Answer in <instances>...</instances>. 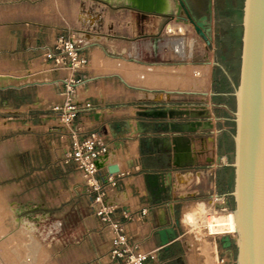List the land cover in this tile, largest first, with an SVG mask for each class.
Instances as JSON below:
<instances>
[{
    "label": "crops",
    "instance_id": "crops-1",
    "mask_svg": "<svg viewBox=\"0 0 264 264\" xmlns=\"http://www.w3.org/2000/svg\"><path fill=\"white\" fill-rule=\"evenodd\" d=\"M73 1L78 3L81 0ZM93 1L89 0L88 2L93 3ZM187 2L193 11V16L201 18V1L187 0ZM226 6L234 15L237 13V8L232 9L228 4ZM89 10L100 13L101 31L105 27H110L105 16L114 23L116 22L113 18L114 15L118 19L123 15L126 26L132 34H134V30L138 32L143 29L154 31L156 23L160 19L154 15H147L145 19H142L140 15L136 14L137 12L131 9L123 8L117 4L110 7L102 2H99V5L95 7L90 5ZM131 16H134L135 27L131 25ZM183 17H185L184 14ZM75 24L77 23L75 22ZM140 24L144 27L141 28ZM176 24L183 27L182 32L186 30L185 24L189 26L184 49L185 57L180 58L193 59L198 53L205 51L200 46L198 36L192 34L194 28L188 20L176 21ZM223 24L231 26L225 27L226 25L222 26ZM209 27H211V46L214 39L224 36L228 50L233 53L239 51L241 54L242 21L238 24L234 18L230 17L219 20L211 14ZM172 28L177 33L181 32L178 28ZM58 34L59 31H56L52 35V44L40 50L34 49L33 52L41 53V56L38 57L40 67L29 74V77L33 79L19 87L10 89V91L8 89L7 92L9 95H14L18 102L15 111L24 112L22 120L27 126V131L35 132V136H38L39 132L41 134L44 132V135L42 134L44 137L52 139L51 143L56 152L52 157L50 167L54 168L55 182L59 184L63 179L66 180V190L70 199L76 201L78 198L84 197L89 203L88 211L91 214L81 223L80 237L67 245L70 248L68 256L72 257V263L110 264L115 235L109 224L103 221V216L99 215L100 211H105L113 220L124 224L130 245L135 244L140 252L155 257L154 259L149 257L144 264H206L204 254L195 251V244L185 240L184 221L189 224L187 218L192 215L191 213L185 214V211L189 209L190 202L195 200L206 201L210 209L216 211H231L232 198L228 195L230 193L229 183L226 186L223 183V172L226 169L219 162L224 155L222 152L223 124L232 117V110L235 107V99L231 94L234 92V85L238 84L239 59L237 58L236 64L225 67L209 57L205 61V66L202 67L204 70L207 67L210 68V84L206 88V92H194V95L184 99L182 90L154 94L148 88L152 85L151 83L130 84L119 73L105 71V67L110 62L120 60V65H122L124 60L120 58L121 55H127L129 60L134 59L133 56L137 57L138 52L135 49L121 48L117 56H108L102 48L98 46L92 48L93 43L81 42L79 46L89 58V67L80 73H73L69 68L55 62V58L60 56V47H56L60 40ZM88 34L94 35L91 32ZM95 35H100V33ZM192 40L195 41V44L193 56L190 57V42ZM200 40L203 41L205 47V40L202 38ZM95 52L99 53V57L104 62L102 67L94 64ZM133 65L141 67L137 63H133ZM155 68L159 67L155 66ZM167 68L162 67V69ZM77 80H81L82 84L78 85ZM67 82H74L73 93L67 91ZM162 82L165 84L167 81L162 80ZM125 85H137L136 88L139 90L135 97H131V94L124 90L128 89ZM34 88L37 89L33 97L29 95V90ZM155 98L162 102H152ZM68 102H73L78 106L89 103L93 109L81 112L67 126L59 124L55 116L50 113L44 112L37 117L31 116L34 115L33 106L51 108L57 105L63 107ZM7 104L9 109L14 107L9 100L6 101ZM196 104L206 105L214 129L205 126L192 127L190 122L197 121L198 117L152 120L139 116L142 113L140 107L143 105L149 109L167 106L177 109L184 107L192 109ZM217 118L218 120H216ZM166 123H170L168 131L161 128V125H166ZM48 126L57 128L49 129ZM186 129L194 130V132H182ZM91 135H95L108 148L107 155L105 154L98 161L99 171L94 176V180L106 188L103 209L96 201L99 193L94 191L91 183L82 178L78 172L77 164L74 161L67 163L66 159L69 154L74 152L75 141H82ZM175 141L176 144H174ZM213 163H217V167L211 171ZM110 166H117L119 172L114 175L110 174L108 171ZM169 172L172 174V178L166 177L165 180H159L157 187L151 186L146 180V175L149 173L166 174ZM111 178L117 180L116 187L109 185ZM145 209L148 213L143 216L142 210ZM71 210L72 213L78 212L76 206L71 207ZM178 222L179 224H177ZM164 228H173L178 235L175 241L170 242V251L164 250L158 235V232ZM57 229L56 231L59 233L62 225L57 226ZM213 241L210 244L215 247V253L211 264H215V257L220 264H231L234 247L227 250L219 247L217 238H214Z\"/></svg>",
    "mask_w": 264,
    "mask_h": 264
},
{
    "label": "rangeland",
    "instance_id": "rangeland-1",
    "mask_svg": "<svg viewBox=\"0 0 264 264\" xmlns=\"http://www.w3.org/2000/svg\"><path fill=\"white\" fill-rule=\"evenodd\" d=\"M88 1L81 0L76 3L72 0H0V264H73L72 257L68 256L70 248L67 245L78 240L81 235V223L91 214L86 198L80 197L76 201L70 199L66 180L63 179L59 184L55 182L54 168L50 167L56 152L51 143L52 139L44 137V132L43 135L39 132L38 136H35V132L27 131V126L22 120L24 112L15 111L18 102L14 95L7 92L8 89L10 91L33 79L29 74L40 67L38 57L41 56V53L33 52L34 49L40 50L52 44L51 37L56 31H59L60 39L72 38L79 45L81 42L93 43L92 48L98 46L108 56H117L121 48L133 50L136 47L138 56H133L136 62L134 59L129 60L124 54L120 56L124 60L123 67H117L120 60L113 61L105 67V71L124 75L130 84L151 83L148 88L154 94L182 90L184 99L194 95V92H206L210 84V68L204 70L202 67L209 57L225 67H230L236 64L237 58L241 56L239 51L233 53L228 50L224 36L214 39L208 50L195 30H192V34L198 36L200 46L205 51L198 53L193 59H182L174 50L161 48V44L174 39L165 33V27L170 22L176 23L173 19L160 18L154 31L134 30L135 35L126 26L123 15L119 19L113 16L117 26L116 22L113 23L105 16L110 27H105L102 31L89 28L80 17L89 10L90 5L98 6L99 2ZM200 1L202 5L207 2ZM212 1L214 18L222 20L224 17H230L238 24L242 21L244 0ZM227 4L232 9H238L235 15L227 8ZM130 19L131 25L135 27L134 16ZM184 26L185 31H188L189 26ZM230 26L228 24L225 27ZM140 27L144 26L140 24ZM89 32L94 35L100 33L99 36L107 37L110 41L103 39L94 42L79 35ZM60 45L58 40L56 47ZM93 61L101 67L104 65L98 52L94 53ZM88 67L89 65L85 70ZM162 80L167 82L164 84ZM238 80L239 78L237 82ZM125 86L128 89L124 90L131 94V97H135L139 90L137 85ZM36 89H30L29 95L34 97ZM69 93H73L72 90ZM8 100L14 106L12 109L6 105ZM232 104L234 105L233 102ZM33 107L32 117L40 116L44 112L50 113L59 124L69 125L62 112L54 111L57 105L51 108ZM223 125L222 152L226 163L229 164L234 158V124L228 121ZM225 169L223 183L224 186L229 183L231 192L234 170L230 167ZM78 172L83 179L88 180L82 169H78ZM104 201L102 198L98 202L102 209ZM73 206L78 208V212L72 213ZM233 208V199L230 202L231 211H216L210 209L206 201L195 200L190 202L189 209L185 211V214H192L187 218L189 224L184 221L185 240L195 244V251L204 254L206 264H211L214 260L215 247H212L210 242L217 238L218 245L222 248L220 239L231 236L209 230V224L215 218L233 213ZM57 221L62 225L59 233L56 231L60 229H57ZM25 226H29V230H26ZM236 254L234 247L231 264H236ZM215 260V264H220L217 257Z\"/></svg>",
    "mask_w": 264,
    "mask_h": 264
},
{
    "label": "water",
    "instance_id": "water-1",
    "mask_svg": "<svg viewBox=\"0 0 264 264\" xmlns=\"http://www.w3.org/2000/svg\"><path fill=\"white\" fill-rule=\"evenodd\" d=\"M94 1L102 2L110 7L117 4L131 9L142 19H145L147 15H154L181 22L188 20L196 33L205 40L209 50L210 17L206 15L199 19L194 17L187 0ZM212 11L213 1L209 0L208 14H212ZM242 11L239 80L231 94L235 99V107L232 110V118L228 119L234 124L232 133L234 158L229 164L226 163L225 158L222 159L224 167L234 170L233 189L228 195L234 201L232 211L235 217L237 239L224 236L220 241L224 249L236 248V264H264V0H244ZM152 102L161 103L162 101L155 98ZM140 108L142 113L139 116L143 118L172 120L174 117L188 119L198 117L197 121L190 122L192 127L215 128L209 116L210 112L204 106L200 109L187 107L177 109L172 106L149 109L143 105ZM168 124L170 123L161 125V128L168 131ZM182 132H194V130L186 129ZM108 171L114 175L119 172V168L110 166ZM166 177L172 178V174L170 172L149 173L146 175V180L151 186L157 187L158 181L165 180ZM60 225L61 223L57 222V226L60 227ZM158 235L165 251H170V242L178 238L173 228H164L158 232Z\"/></svg>",
    "mask_w": 264,
    "mask_h": 264
},
{
    "label": "built area",
    "instance_id": "built-area-1",
    "mask_svg": "<svg viewBox=\"0 0 264 264\" xmlns=\"http://www.w3.org/2000/svg\"><path fill=\"white\" fill-rule=\"evenodd\" d=\"M60 57L55 58V62L58 65L68 66L73 73H80L85 70L89 65V58L83 49L79 46V43L72 39H60ZM78 85L82 84L81 80H77ZM74 87V82H67L66 89L71 91ZM203 104H196L192 109H200ZM211 107V106H210ZM93 106L89 103L83 106H78L73 102H68L63 107H55L54 111H60L67 118L68 124L72 123L76 117L83 111H91ZM74 152L67 156V163L74 161L79 169L83 170V173L88 178V183H91L94 191L99 193L96 201L97 203L106 196V188L100 186L94 176L98 173V161L108 152L107 146L100 142L95 135H91L82 141H75ZM224 158V157H223ZM223 158L220 159L219 164H223ZM226 159V158H225ZM227 162V160H226ZM217 167V163L212 165L211 171ZM109 185L112 187L117 186V180L110 179ZM148 211L142 210V215L145 216ZM99 215L103 216V221L108 223L114 233L113 245L114 248L110 255V264H144L145 261L152 255H147L140 252L137 245H130L129 237L125 226L118 220H113L110 215L105 211H100Z\"/></svg>",
    "mask_w": 264,
    "mask_h": 264
},
{
    "label": "bare ground",
    "instance_id": "bare-ground-1",
    "mask_svg": "<svg viewBox=\"0 0 264 264\" xmlns=\"http://www.w3.org/2000/svg\"><path fill=\"white\" fill-rule=\"evenodd\" d=\"M80 18H81V20L83 22L88 24L89 28L101 31V23H100V19L101 18H100V13L98 11L88 10V11H86L85 14H82V16ZM177 22H181V21H177ZM172 27L178 28L179 31H181V32L177 33L176 30H174ZM182 30H183V27H181L180 25L176 24L175 22L171 26V22H170L165 27V33L167 35L171 36V37H174V39L168 40L164 44H161V48L166 47V48L172 49L180 57L184 58L185 57L184 49H185V46H186L187 31L182 32ZM79 35H81L86 40L94 41V42H99V41H101L103 39H105L108 42L110 41L109 38L102 37V36H99V35L96 36V35H91V34H88V33H81ZM194 44H195V41L192 40L190 42V47H191V50H190V53H189L190 57L193 56ZM117 61H119V60H117ZM118 66L119 65H117V67ZM120 66L123 67V65H120ZM147 67H151V66H147ZM120 75L123 76V79H125V81H127L129 83V80L126 79L124 75H122V74H120ZM160 98H161V96H160ZM28 227L29 226H25V229L29 230ZM209 230L215 231V232H218V233H221V234H229V235L231 234V236L234 239H237V230H236V226H235L234 213H228L227 215H225L223 217L215 218L214 221L209 224Z\"/></svg>",
    "mask_w": 264,
    "mask_h": 264
},
{
    "label": "flooded vegetation",
    "instance_id": "flooded-vegetation-1",
    "mask_svg": "<svg viewBox=\"0 0 264 264\" xmlns=\"http://www.w3.org/2000/svg\"><path fill=\"white\" fill-rule=\"evenodd\" d=\"M206 1L207 2L202 5V17L205 16V15L209 16V17L211 16V14H208V3H209V0H206Z\"/></svg>",
    "mask_w": 264,
    "mask_h": 264
},
{
    "label": "trees",
    "instance_id": "trees-1",
    "mask_svg": "<svg viewBox=\"0 0 264 264\" xmlns=\"http://www.w3.org/2000/svg\"><path fill=\"white\" fill-rule=\"evenodd\" d=\"M239 64H240V58H239ZM232 104V103H231ZM233 105V104H232Z\"/></svg>",
    "mask_w": 264,
    "mask_h": 264
}]
</instances>
